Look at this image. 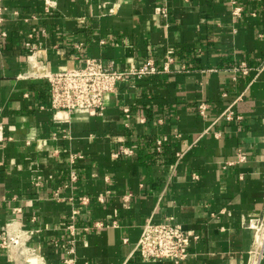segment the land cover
<instances>
[{
	"label": "crops",
	"instance_id": "0c3cea01",
	"mask_svg": "<svg viewBox=\"0 0 264 264\" xmlns=\"http://www.w3.org/2000/svg\"><path fill=\"white\" fill-rule=\"evenodd\" d=\"M0 20V232L37 230L28 245L47 264L71 245L76 264H172L137 252L151 218L199 236L183 264L247 263L250 225L264 220V0H0ZM150 57L174 63L122 82L102 116L53 118L44 74ZM121 146L133 153L116 158ZM238 151L247 161L223 168ZM71 154L82 157L74 184ZM17 257L0 247V264Z\"/></svg>",
	"mask_w": 264,
	"mask_h": 264
},
{
	"label": "built area",
	"instance_id": "2783aa9c",
	"mask_svg": "<svg viewBox=\"0 0 264 264\" xmlns=\"http://www.w3.org/2000/svg\"><path fill=\"white\" fill-rule=\"evenodd\" d=\"M47 11H49L48 8ZM239 11L240 9H235L234 15L239 16ZM163 14H167L166 10L163 11ZM2 36H6V33L2 32ZM27 46L30 51L28 56L29 64L34 65V67L40 66V61L36 60L38 51L36 46L31 43H27ZM173 63L174 59L168 57L163 66L159 67L154 58L150 57L140 65L133 64L122 69L113 59L88 58L82 67L58 73H46L43 77L50 84V109L53 112V118L58 123H65L69 122L72 116H102L107 108L106 100L108 96H116L119 85L122 82L128 80L139 81L147 77L167 73ZM237 71L247 74L249 68L243 63L237 68ZM208 108V104L202 103L198 106V112L205 117ZM124 113L127 120L132 118V112L129 108H125ZM226 117L228 120H233V112H229ZM144 122V119H141V123ZM63 132L67 134L66 129ZM166 141V138L157 141L158 151H161ZM132 153V150L121 146L114 156L117 158L121 155H130ZM81 158L78 154L70 155L72 168L70 184L78 181V172L73 167ZM247 159L248 156L244 151H238L237 160L226 162L223 168L243 164ZM194 177L197 178V176ZM35 181V184L39 185L40 180ZM66 187H68V184H66ZM59 191L57 190L55 193V199L58 201L61 199ZM79 200L83 205L89 204L90 201L89 197L86 196L81 197ZM99 200L103 202L102 198H99ZM19 224L14 222L2 228L0 232V247L6 249L8 253L13 250L18 251L17 258L19 261L12 258L14 264H47L36 249L28 245L30 238L38 231L26 230L24 226ZM250 226L255 229V237L246 264H261L264 258V238L262 239L263 246L261 249L255 247V242L258 233L262 231L260 229L264 227V220ZM73 227L71 226L70 229ZM193 239L198 240L199 236L192 231L184 229L180 224L155 223L149 218L142 225L137 252L144 262L183 264L189 257V247ZM69 243L72 244L73 241ZM66 253L68 256L65 258L64 264H76L74 245H71Z\"/></svg>",
	"mask_w": 264,
	"mask_h": 264
},
{
	"label": "bare ground",
	"instance_id": "6f19581e",
	"mask_svg": "<svg viewBox=\"0 0 264 264\" xmlns=\"http://www.w3.org/2000/svg\"><path fill=\"white\" fill-rule=\"evenodd\" d=\"M262 230L260 233H258L257 238H256V242H255V247L258 249H261V247L263 246V238H264V227H262Z\"/></svg>",
	"mask_w": 264,
	"mask_h": 264
}]
</instances>
